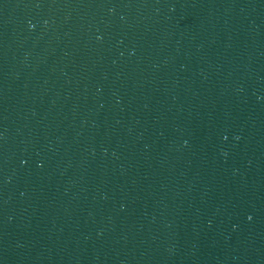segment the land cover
<instances>
[{
	"label": "water",
	"instance_id": "obj_1",
	"mask_svg": "<svg viewBox=\"0 0 264 264\" xmlns=\"http://www.w3.org/2000/svg\"><path fill=\"white\" fill-rule=\"evenodd\" d=\"M0 264H264V0H0Z\"/></svg>",
	"mask_w": 264,
	"mask_h": 264
}]
</instances>
